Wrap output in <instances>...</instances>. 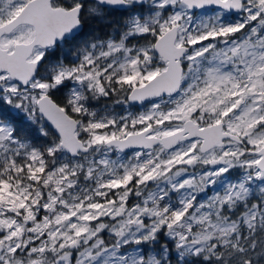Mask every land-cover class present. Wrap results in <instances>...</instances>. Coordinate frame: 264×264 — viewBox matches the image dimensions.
I'll use <instances>...</instances> for the list:
<instances>
[{"label": "snow or ice", "instance_id": "6c2138e0", "mask_svg": "<svg viewBox=\"0 0 264 264\" xmlns=\"http://www.w3.org/2000/svg\"><path fill=\"white\" fill-rule=\"evenodd\" d=\"M0 264H264V0H0Z\"/></svg>", "mask_w": 264, "mask_h": 264}, {"label": "trees", "instance_id": "16d2710c", "mask_svg": "<svg viewBox=\"0 0 264 264\" xmlns=\"http://www.w3.org/2000/svg\"><path fill=\"white\" fill-rule=\"evenodd\" d=\"M102 103H103V101H102ZM139 107H140V106H135V107L133 108V110H137ZM116 111H117V112H120V111H121V106H116Z\"/></svg>", "mask_w": 264, "mask_h": 264}, {"label": "rangeland", "instance_id": "374dc122", "mask_svg": "<svg viewBox=\"0 0 264 264\" xmlns=\"http://www.w3.org/2000/svg\"><path fill=\"white\" fill-rule=\"evenodd\" d=\"M139 108H140V107H139ZM139 108H138V109H139ZM138 109H137V110H138ZM132 110H133V109H132ZM133 111H136V110H133Z\"/></svg>", "mask_w": 264, "mask_h": 264}, {"label": "water", "instance_id": "95a60500", "mask_svg": "<svg viewBox=\"0 0 264 264\" xmlns=\"http://www.w3.org/2000/svg\"><path fill=\"white\" fill-rule=\"evenodd\" d=\"M138 106V105H137Z\"/></svg>", "mask_w": 264, "mask_h": 264}]
</instances>
